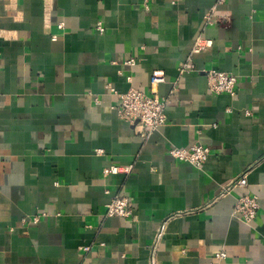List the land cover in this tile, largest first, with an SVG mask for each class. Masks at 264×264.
I'll return each instance as SVG.
<instances>
[{
	"label": "crops",
	"instance_id": "1",
	"mask_svg": "<svg viewBox=\"0 0 264 264\" xmlns=\"http://www.w3.org/2000/svg\"><path fill=\"white\" fill-rule=\"evenodd\" d=\"M156 70L167 120L149 131L108 86L150 93ZM195 144L200 166L170 153ZM243 193L251 222L233 212ZM114 194L134 218L105 215ZM153 248L157 264H264V0H0V264H151Z\"/></svg>",
	"mask_w": 264,
	"mask_h": 264
},
{
	"label": "built area",
	"instance_id": "2",
	"mask_svg": "<svg viewBox=\"0 0 264 264\" xmlns=\"http://www.w3.org/2000/svg\"><path fill=\"white\" fill-rule=\"evenodd\" d=\"M216 4L223 2V0H214ZM214 10L212 9L206 16L207 21L214 22ZM96 28L100 31L103 30L101 22H97ZM211 45V41L207 39H198L193 48L194 52L200 51L202 48ZM133 63V58L126 61ZM194 65L186 62L181 66V71L193 70ZM208 77L209 88L212 92L221 93L227 92L233 94L238 82L237 77L228 72L219 70H206ZM165 81L164 73L161 70L153 71L150 76V84L152 86L151 92L147 93L139 88L130 86L126 91H119L113 86L109 85L108 88L114 95L118 97V103L115 105L117 114L124 120L138 124L147 130L152 131L158 126L163 125L166 120V106L169 102V96H160L156 91V86ZM142 135L145 130H142ZM173 157L183 160H189L193 164L200 166L209 155V148L200 144L192 145L188 148L173 147L170 149ZM130 171V168H123L116 164H110L103 168V175L108 176L116 174L120 171ZM247 185L246 172L239 174L237 177L232 178L223 188L222 194L229 192L236 187H244ZM259 198L256 194L243 193L238 196L233 206V212L237 214L246 222H251L256 217L259 209ZM106 216H117L123 218H134V207L129 197L122 194H114L105 206ZM40 220L39 215L33 216L31 219L24 221L37 223ZM161 231L159 232L160 237ZM79 248L87 253L90 251V245H82ZM218 257H224L225 252H217ZM151 264H157L155 259V249L151 253Z\"/></svg>",
	"mask_w": 264,
	"mask_h": 264
}]
</instances>
